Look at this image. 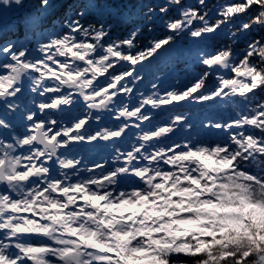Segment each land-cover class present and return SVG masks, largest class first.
<instances>
[{"label": "snow or ice", "instance_id": "6c2138e0", "mask_svg": "<svg viewBox=\"0 0 264 264\" xmlns=\"http://www.w3.org/2000/svg\"><path fill=\"white\" fill-rule=\"evenodd\" d=\"M0 264H264V0H0Z\"/></svg>", "mask_w": 264, "mask_h": 264}]
</instances>
